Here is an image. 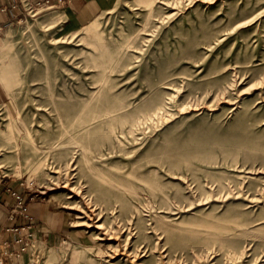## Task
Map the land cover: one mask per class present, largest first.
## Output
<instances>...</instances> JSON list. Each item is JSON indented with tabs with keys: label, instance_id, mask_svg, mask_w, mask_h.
Returning <instances> with one entry per match:
<instances>
[{
	"label": "rangeland",
	"instance_id": "374dc122",
	"mask_svg": "<svg viewBox=\"0 0 264 264\" xmlns=\"http://www.w3.org/2000/svg\"><path fill=\"white\" fill-rule=\"evenodd\" d=\"M112 4L0 30V183L66 224L27 264H264V0Z\"/></svg>",
	"mask_w": 264,
	"mask_h": 264
},
{
	"label": "crops",
	"instance_id": "0c3cea01",
	"mask_svg": "<svg viewBox=\"0 0 264 264\" xmlns=\"http://www.w3.org/2000/svg\"><path fill=\"white\" fill-rule=\"evenodd\" d=\"M29 1L38 3L46 0ZM49 1L50 5L58 9L64 16L63 26L72 29L88 25L113 5L112 0ZM19 3L20 0H0V30L13 24L22 15L23 6ZM9 189L21 192L29 199V193L27 194V189L21 183L12 180L0 183V264H27L28 254L19 258L11 254L15 249L13 242L16 241L20 233H15L10 229L32 225L29 231H33L36 243L48 246L51 243L55 244L61 241V235L64 234L65 236L66 224L60 226L61 214L51 211L48 205L35 201L29 202V219L12 220L10 214L16 202ZM22 232H27V229L22 230ZM9 243H12L10 247L7 246Z\"/></svg>",
	"mask_w": 264,
	"mask_h": 264
},
{
	"label": "built area",
	"instance_id": "2783aa9c",
	"mask_svg": "<svg viewBox=\"0 0 264 264\" xmlns=\"http://www.w3.org/2000/svg\"><path fill=\"white\" fill-rule=\"evenodd\" d=\"M23 7H29L30 9L37 8V6L40 5H50V1L46 0L45 2H38V3H31L28 1L20 0V3ZM10 193L12 194L13 198L15 199V206L11 210L10 218L12 220L15 219H29V202L35 201V196H30L29 199L26 198L25 194L10 190ZM32 225L24 226V227H18V228H12L11 231L15 233H20L16 241H14L13 245L15 246V249L11 252L12 255L16 256L17 258L26 255L31 254L35 248L36 245V238H34L33 231H29ZM27 229V232H22V230ZM12 243H9L7 246L10 247Z\"/></svg>",
	"mask_w": 264,
	"mask_h": 264
},
{
	"label": "bare ground",
	"instance_id": "6f19581e",
	"mask_svg": "<svg viewBox=\"0 0 264 264\" xmlns=\"http://www.w3.org/2000/svg\"><path fill=\"white\" fill-rule=\"evenodd\" d=\"M1 73V72H0ZM81 217V215H79ZM104 239V238H103Z\"/></svg>",
	"mask_w": 264,
	"mask_h": 264
}]
</instances>
